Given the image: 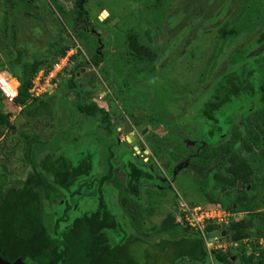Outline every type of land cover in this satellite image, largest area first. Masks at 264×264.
<instances>
[{
	"label": "rangeland",
	"instance_id": "obj_1",
	"mask_svg": "<svg viewBox=\"0 0 264 264\" xmlns=\"http://www.w3.org/2000/svg\"><path fill=\"white\" fill-rule=\"evenodd\" d=\"M75 1L0 0V27L3 28L7 9L10 10L12 28L9 27L8 32L0 29V60H4V53H14L15 49L22 51L29 62L49 64L63 45L70 47L67 53L72 58L78 57L79 62L91 60L96 54L102 57L100 66H87L81 70L77 74V82L79 90L84 92L83 99L101 102L104 98L101 105L109 112L114 133L110 135L104 127L96 124V119L81 115L76 107L78 90L73 93L64 87L63 92L57 95L54 90L55 96L47 102L58 109L60 119L54 123L55 129L43 134V140L49 141L44 150L56 151L62 144L75 149L96 147V176L100 179L109 172V150L113 144L117 146L114 152L119 166L127 139L134 136L138 152L134 151L133 156L155 171L161 187V190L154 186L143 187L142 205L147 211L151 210L143 232L152 235L153 227L159 226L168 215L180 218L179 207L183 203L189 207H207L201 192V180L208 181V175L221 168L222 162L209 170L193 162L196 158L193 150L199 151L206 147L207 142L200 138L201 124L191 120L189 115L201 104L213 82L231 70L229 63L237 51L249 50V58L264 54V44L257 49L251 47L264 30V0H89L85 9L89 12L91 26L87 29H83L79 19L76 20L77 25L74 23ZM4 32L10 37L9 49L5 46ZM132 35L139 36L141 44L150 50L151 59L138 60L133 56L128 47V39ZM14 38L17 39L15 45ZM195 47L199 49L194 51ZM76 64H72V68ZM6 71L0 72L12 77V71ZM63 77L70 78L71 75L67 73ZM52 90L50 87L47 91L50 94ZM5 106L4 112L12 114L11 121L19 131L31 130L41 134V130L35 127V121L28 122L20 114V108ZM135 122L145 127L142 131L145 135ZM234 123L244 136L245 129L240 119ZM53 132L56 136L50 140ZM230 140L228 137L219 148ZM18 141L10 137L0 140V149H4L5 154L0 161L9 166L13 178L23 175L21 179L24 181L30 174V168L22 174L24 150L20 148L18 154L12 155ZM232 149L242 151L240 143ZM241 153L254 171L252 178L259 187V199H264V149L255 146L252 153ZM119 177L120 180L125 179L120 166ZM107 192L113 199L119 193L112 186L107 188ZM215 193L221 198L219 191ZM236 195V192L231 194L224 205L229 207L234 203L237 210ZM214 207H209V210L214 211ZM263 212L264 207L249 212V216L238 212L231 214L241 219L240 214L248 220L252 215ZM249 222H252L250 232L253 240L264 232V227L258 220ZM227 227L230 226L223 227V233H220L224 236L223 248L228 247V250L238 253L243 248L238 245L231 250L232 231ZM183 228L185 225L178 229L180 235L185 230ZM194 232L190 231L189 235ZM217 235L220 237L216 233L207 234V238ZM245 248L246 259L252 254L257 258L260 250H264V246L256 248V251L253 247L251 250L248 246ZM135 254L140 262H148L146 247L142 246ZM178 264L198 263L185 260Z\"/></svg>",
	"mask_w": 264,
	"mask_h": 264
},
{
	"label": "trees",
	"instance_id": "obj_2",
	"mask_svg": "<svg viewBox=\"0 0 264 264\" xmlns=\"http://www.w3.org/2000/svg\"><path fill=\"white\" fill-rule=\"evenodd\" d=\"M88 1L77 0L75 4L74 23L77 25L79 19L83 29L91 26L89 12L85 9ZM0 29L8 32L5 26ZM5 35V46L9 49L10 37ZM128 40L133 56L138 60L151 59L150 50L141 44L139 36L132 35ZM13 41L15 45L17 39ZM263 44L264 30L251 47L257 49ZM198 49L195 47L194 51ZM69 50V46L63 45L49 64L29 62L22 51L15 49L14 53H4V60H0V71L10 69L20 85L14 106L21 108L20 114L28 122L35 121V127L41 130L40 135L31 130L19 131L11 121L12 114L4 112L5 105H13L0 93V140L6 137L20 140L12 155L18 154L20 148L24 150L22 174L30 168V174L22 181L23 175L13 178L9 166L0 161V257L9 263L22 259L25 264H178L185 260L198 264H239L238 261L264 264V250H260L257 258L252 254L246 259L243 244L252 237L249 221L258 220L264 227V212L248 220L239 216L241 219L237 217L227 227L232 231L230 241L242 246L240 252H209L200 233L185 226L184 232L179 234L182 225L177 223L175 215H168L159 226L153 227L152 235L143 232L151 215V210L147 211L142 205L143 187L154 186L160 190L161 187L154 170L140 163L128 144L119 163L124 180L119 179L116 144L109 150V172L100 179L96 176V147L75 149L62 144L56 151L44 150L49 141L43 140V134L55 129L54 123L60 119L58 109L47 102L51 96L63 92L64 87L73 93L78 90L76 107L81 115L96 119L98 126L104 127L110 135L114 133L109 112L101 105L104 98L101 102L83 99L84 92L79 90L77 82L81 70L101 65L102 57L97 54L81 62L73 57L72 64H77L60 75L55 95L54 91L40 98L31 96L38 74L42 71L48 74ZM229 64L231 70L213 82L201 104L189 115L191 120L201 124L199 135L207 142L206 147L193 150L196 154L193 162L206 170L222 162L221 168L208 175V181L201 180L207 207L219 204L228 212L249 216V212L264 207V199H259V187L252 178L254 171L241 156V152L252 153L255 146L264 149V54L249 58V50L243 49L232 56ZM67 73L70 78L63 77ZM236 119H240L245 129L244 136L236 129ZM135 126L142 127L137 122ZM14 132L17 134L13 135ZM55 136L53 132L50 140ZM228 137H231L230 142L219 148ZM238 143L241 152L232 149ZM3 155L4 149H0V160ZM109 186L119 192L114 199L107 192ZM216 191L221 193V198L216 196ZM234 192L237 193L235 202L239 204L237 210L234 203L229 207L224 205L225 199ZM179 214L182 216L181 211ZM190 231L195 234L189 235ZM257 236L251 244L255 251L264 232ZM148 238L152 240L147 241ZM142 246L147 248L149 263L136 259L135 252Z\"/></svg>",
	"mask_w": 264,
	"mask_h": 264
},
{
	"label": "built area",
	"instance_id": "obj_3",
	"mask_svg": "<svg viewBox=\"0 0 264 264\" xmlns=\"http://www.w3.org/2000/svg\"><path fill=\"white\" fill-rule=\"evenodd\" d=\"M72 55H65L57 60L53 65L51 71L46 74V71H42L38 74L33 82V88L30 94L33 98L43 97L48 93V88L52 87V93L58 88V83L60 80V75L72 66ZM4 74V73H3ZM5 81H0V93L2 97L11 105H14L16 99L19 96V83L8 76L7 74ZM51 94V93H50ZM182 216L177 219V223L180 225H185L190 227L192 230L200 233L206 243V247L209 252L211 251H224L228 250V247L224 250L223 245L225 244L222 236H216L212 239L207 238L206 229L208 225H214L219 228L225 226H230V224L236 220V218L224 210L220 205L214 207V211H210L209 207H198V206H188L185 203L180 205ZM181 215V214H180ZM234 217V218H233ZM264 239L259 241V247L264 246ZM229 247L237 248L238 244L232 243ZM264 249V248H262Z\"/></svg>",
	"mask_w": 264,
	"mask_h": 264
},
{
	"label": "water",
	"instance_id": "obj_4",
	"mask_svg": "<svg viewBox=\"0 0 264 264\" xmlns=\"http://www.w3.org/2000/svg\"><path fill=\"white\" fill-rule=\"evenodd\" d=\"M144 128H145V127H141V128L139 129V131L142 133V135H145V132H142V131L144 130ZM128 143H130L131 147L134 148V151L138 152V149H137V147H136L137 142H136L134 136H130V138L128 139ZM249 226L252 227V222H249ZM217 229H218V228H216V226H212V225H210V226L207 227L206 232H207L208 234H211V233H213V232H214L215 230H217ZM0 264H25V263H24V261H23L22 259H19V260H17V261L14 262V263H9V262L5 261L4 259H2V258L0 257Z\"/></svg>",
	"mask_w": 264,
	"mask_h": 264
},
{
	"label": "clouds",
	"instance_id": "obj_5",
	"mask_svg": "<svg viewBox=\"0 0 264 264\" xmlns=\"http://www.w3.org/2000/svg\"><path fill=\"white\" fill-rule=\"evenodd\" d=\"M0 73H2V72H0ZM12 78H13V77H12ZM13 106H14V105H13ZM220 206H221V205H220ZM221 207H222V206H221ZM243 214H244V213H243ZM238 215H239V214H238ZM239 216H241V215H239ZM244 216H245V215H244ZM176 221H177V220H176ZM208 226H210V225H208ZM212 226H214V225H212ZM216 228H218V229L215 230V231H214L213 233H211V234L216 233V234H219L220 236L224 237L223 234H220V233H223V232H221L222 229L219 228V227H216ZM207 234H208V233H207ZM211 234H208V235H211ZM224 235L226 236L225 233H224ZM217 236H218V235H217ZM215 237H216V236H215ZM261 239H264V238H263V237L260 238L259 241H260ZM259 241H258V242H259ZM246 242H248V243H246ZM252 243H253V240H251V239H249V240H245V241L243 242V244H244L245 246H248V248H249L250 250L252 249V247H251V244H252ZM238 247H239V246H238ZM238 247H237V248H238ZM257 247H258V249L260 248V247H259V243H258ZM232 249H234V248L231 247V250H232ZM235 249H236V248H235ZM227 251H230V250H227ZM227 251H226V252H227ZM237 251H238V250H237Z\"/></svg>",
	"mask_w": 264,
	"mask_h": 264
},
{
	"label": "flooded vegetation",
	"instance_id": "obj_6",
	"mask_svg": "<svg viewBox=\"0 0 264 264\" xmlns=\"http://www.w3.org/2000/svg\"><path fill=\"white\" fill-rule=\"evenodd\" d=\"M77 1V0H76ZM76 1H75V4H76ZM4 22H3V26H5V29H8L9 27L11 28V17H10V10H7L5 11L4 13ZM12 29V28H11ZM14 31L16 30V28L13 29ZM127 144L130 145V143H128V139H127ZM131 146V145H130ZM134 149V148H133ZM150 167V166H148ZM155 172V171H154ZM250 189V188H249ZM243 214V213H242ZM246 215V214H243V216Z\"/></svg>",
	"mask_w": 264,
	"mask_h": 264
},
{
	"label": "bare ground",
	"instance_id": "obj_7",
	"mask_svg": "<svg viewBox=\"0 0 264 264\" xmlns=\"http://www.w3.org/2000/svg\"><path fill=\"white\" fill-rule=\"evenodd\" d=\"M6 75L0 73V81H5Z\"/></svg>",
	"mask_w": 264,
	"mask_h": 264
},
{
	"label": "crops",
	"instance_id": "obj_8",
	"mask_svg": "<svg viewBox=\"0 0 264 264\" xmlns=\"http://www.w3.org/2000/svg\"><path fill=\"white\" fill-rule=\"evenodd\" d=\"M20 110H21V108H20Z\"/></svg>",
	"mask_w": 264,
	"mask_h": 264
}]
</instances>
